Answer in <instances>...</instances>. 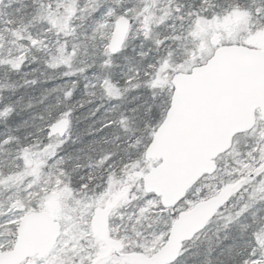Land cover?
Here are the masks:
<instances>
[{
	"label": "snow or ice",
	"instance_id": "obj_1",
	"mask_svg": "<svg viewBox=\"0 0 264 264\" xmlns=\"http://www.w3.org/2000/svg\"><path fill=\"white\" fill-rule=\"evenodd\" d=\"M0 264H264V0H0Z\"/></svg>",
	"mask_w": 264,
	"mask_h": 264
}]
</instances>
